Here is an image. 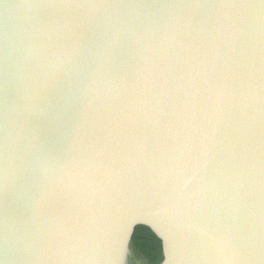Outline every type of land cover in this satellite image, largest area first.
Segmentation results:
<instances>
[{
	"label": "water",
	"instance_id": "water-1",
	"mask_svg": "<svg viewBox=\"0 0 264 264\" xmlns=\"http://www.w3.org/2000/svg\"><path fill=\"white\" fill-rule=\"evenodd\" d=\"M264 264V0H0V264Z\"/></svg>",
	"mask_w": 264,
	"mask_h": 264
},
{
	"label": "trees",
	"instance_id": "trees-1",
	"mask_svg": "<svg viewBox=\"0 0 264 264\" xmlns=\"http://www.w3.org/2000/svg\"><path fill=\"white\" fill-rule=\"evenodd\" d=\"M130 238L134 252L145 264H161L165 260V242L150 226L134 223Z\"/></svg>",
	"mask_w": 264,
	"mask_h": 264
},
{
	"label": "flooded vegetation",
	"instance_id": "flooded-vegetation-1",
	"mask_svg": "<svg viewBox=\"0 0 264 264\" xmlns=\"http://www.w3.org/2000/svg\"><path fill=\"white\" fill-rule=\"evenodd\" d=\"M137 258H138V255H137ZM139 259V258H138ZM142 260V259H141Z\"/></svg>",
	"mask_w": 264,
	"mask_h": 264
}]
</instances>
